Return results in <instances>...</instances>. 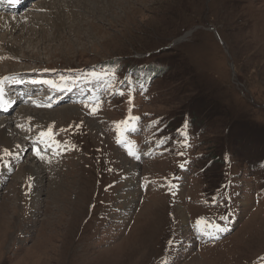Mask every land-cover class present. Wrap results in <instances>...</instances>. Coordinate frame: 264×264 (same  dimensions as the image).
<instances>
[{"label":"rangeland","instance_id":"rangeland-1","mask_svg":"<svg viewBox=\"0 0 264 264\" xmlns=\"http://www.w3.org/2000/svg\"><path fill=\"white\" fill-rule=\"evenodd\" d=\"M38 1L0 11V80L38 93L0 113L27 129L0 147V264H264V0Z\"/></svg>","mask_w":264,"mask_h":264},{"label":"bare ground","instance_id":"bare-ground-1","mask_svg":"<svg viewBox=\"0 0 264 264\" xmlns=\"http://www.w3.org/2000/svg\"><path fill=\"white\" fill-rule=\"evenodd\" d=\"M40 1V0H39ZM36 2L34 6H37L40 2ZM90 1V0H89ZM5 2V8H7L8 10H12L14 7H19V6H23L25 4L24 0H19V2L17 3L16 6H13L14 3L12 4H9L8 3V0H4ZM60 2V1H59ZM75 2V1H74ZM73 3V1H72ZM78 3V2H77ZM94 3V2H93ZM41 4V3H40ZM74 4V3H73ZM72 4V5H73ZM41 6V5H39ZM75 6V5H74ZM41 9V8H40ZM2 16V18L0 17V29H10L9 26H13L14 28H16L18 26V21H19V17L18 16H15V15H5V14H0ZM15 16V17H14ZM63 20V19H62ZM12 22H15L14 24L11 25ZM59 23V22H58ZM64 24V23H63ZM20 25V24H19ZM58 26H60L58 24ZM14 30V29H13ZM36 32V31H35ZM10 35V33H9ZM8 37V36H7ZM5 39V38H4ZM0 44L3 46L2 48H9L11 49V53H14V51L16 52L15 48L16 46H13L12 44H9L7 41L4 42L3 44L0 42ZM12 55V54H11ZM16 87L18 86H14L12 89L15 90ZM24 90H26L25 88H23ZM30 91V90H29ZM9 90L5 91L4 94L2 95V97H0V102L3 103V105L1 106V110H0V113L1 112H4L5 114L9 113V112H12L13 111V107L8 109L9 108V103H12L13 101L10 100V94H9ZM35 93V91H34ZM30 94V93H29ZM27 94V95H29ZM6 95V97L4 96ZM27 105V106H26ZM22 104V109L18 108L17 110V113H18V118L20 120V118H22V121L26 122L28 125H32V126H40L42 124H46V123H50L52 121H54L57 117H61L63 119H66L70 116H73V115H77L76 113V110H77V107L74 108L73 106H60V109H58L59 111H56L55 109H50V110H38V111H34L30 109L29 105L28 104ZM28 107L25 109V107ZM5 107V108H3ZM81 112V111H80ZM82 113V112H81ZM80 115V114H79ZM15 116V115H14ZM78 116V115H77ZM9 117H11L9 115ZM8 116L3 118L2 120H0V147L2 146H6L8 148V150L13 154L12 155V158L13 157H16L15 160L18 158V155L19 156H23L22 154V151L25 150V147H23L22 149V145L25 144V142L21 139L19 142H14V139L16 138L17 134H23L25 133V130L27 131L26 127H23L22 126V129L20 132H17L16 130H14L12 128V126L14 125H20L18 122L14 121V123H11L12 121H9V120H13L12 118H9ZM58 120V119H57ZM49 126H52V125H48ZM16 128V127H15ZM47 128V127H45ZM42 129V128H41ZM44 129V128H43ZM20 130V129H18ZM13 134H16V136L13 138ZM29 142V141H28ZM23 143V144H21ZM22 149V150H21ZM14 151V152H13ZM36 151L37 150H33V153L35 154V157L37 158L38 156L36 155ZM78 152V151H77ZM24 153V152H23ZM40 153H41V150H40ZM45 157L44 160H42V162H48V157L46 155H43ZM78 158V157H76ZM32 160V159H31ZM52 160V159H51ZM50 160V161H51ZM123 161V162H122ZM121 162L124 164V161L125 160H122ZM9 162V161H8ZM15 162V161H13ZM31 163V161H30ZM125 165V164H124ZM39 166V165H38ZM47 166V164H46ZM136 167V166H135ZM133 168V167H132ZM20 169H21V172H24L26 173V175H30V176H33L35 177V179L37 178L38 179V182L41 184L40 186V189H42V191L44 190L43 188V178L45 177L44 174H42V172L40 170H37L36 169V166L32 165V164H29V165H25V162L20 165ZM135 170V169H134ZM6 172H8V169L6 170ZM45 172V170H44ZM27 175V176H28ZM46 176H47V172H46ZM48 177V176H47ZM133 178V177H132ZM132 183V182H131ZM2 184V183H1ZM33 184V182H32ZM33 186V185H32ZM38 186V185H37ZM130 187V186H129ZM38 189V188H37ZM40 189H38L40 191ZM31 190H34V189H31ZM37 190V191H38ZM35 191V190H34ZM127 191V190H126ZM33 192V191H32ZM129 192V191H128ZM131 192V191H130ZM133 192V191H132ZM40 193V192H39ZM39 193H35L33 195H29V197L31 198V200H33V198H36V200H40L38 199L37 197L39 196ZM36 195V196H35ZM130 195V193H129ZM129 195H127L129 197ZM35 200V201H36ZM130 200V199H129ZM34 201V200H33ZM127 201V200H126ZM41 202V201H40ZM32 203V202H31ZM182 211V210H181ZM182 213V212H181Z\"/></svg>","mask_w":264,"mask_h":264},{"label":"snow or ice","instance_id":"snow-or-ice-1","mask_svg":"<svg viewBox=\"0 0 264 264\" xmlns=\"http://www.w3.org/2000/svg\"><path fill=\"white\" fill-rule=\"evenodd\" d=\"M18 2H19V0H8V3H9V4H12V3H18ZM4 79H8V78L5 77ZM2 83H3V81L0 80V97H2V95H3ZM34 83H35V81H34ZM44 83L53 84L52 81H44ZM120 94L123 95V92H121ZM95 111H96V108H93V109H92V112L95 113ZM129 119H130V120H133V119H139V118H138V117H131V116H130ZM119 123L124 124V123H126V121H121V122H119ZM50 132H51V129H49V133H50ZM46 135H47V133H45V132H41V133H40V136H41V137H44V136H46ZM118 142H119V143H125V144H127L126 141H122V140H119ZM56 147H59V143H58V142H57V144H56ZM128 150H129V154H130V155H133V156L136 155V153L132 151L131 147H129ZM3 154H4V155H7V156H12V155H13L8 149H4V150H3ZM36 155H37L41 160H44V159H45V157L41 155L39 149H37V151H36ZM49 162H50V161H49ZM181 167H183V165H181ZM221 219H222V220H226V219H228V217H221ZM201 224H205V227H207V224H206V222L204 221V218H201V219L197 220V228H198V229L200 228V225H201ZM211 227H212V229H213V232L217 235V238H218V234H219V233H221V232H227V231H228L227 226H223V227H221L220 224H214V225H212ZM213 232L203 231V234H204V235H213Z\"/></svg>","mask_w":264,"mask_h":264}]
</instances>
